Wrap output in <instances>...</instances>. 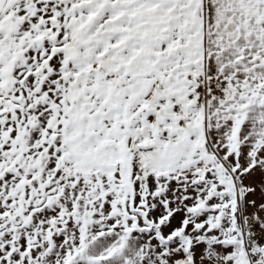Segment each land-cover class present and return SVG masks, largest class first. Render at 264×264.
Instances as JSON below:
<instances>
[{
	"label": "snow or ice",
	"instance_id": "obj_1",
	"mask_svg": "<svg viewBox=\"0 0 264 264\" xmlns=\"http://www.w3.org/2000/svg\"><path fill=\"white\" fill-rule=\"evenodd\" d=\"M0 264H264V0H0Z\"/></svg>",
	"mask_w": 264,
	"mask_h": 264
}]
</instances>
